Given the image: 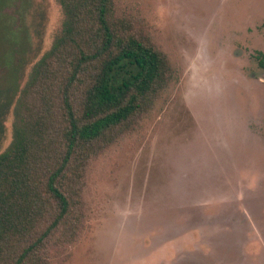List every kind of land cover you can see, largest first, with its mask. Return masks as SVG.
Returning a JSON list of instances; mask_svg holds the SVG:
<instances>
[{"label":"rangeland","instance_id":"374dc122","mask_svg":"<svg viewBox=\"0 0 264 264\" xmlns=\"http://www.w3.org/2000/svg\"><path fill=\"white\" fill-rule=\"evenodd\" d=\"M114 11L175 79L67 190L50 264H264V0H114ZM63 21L57 0H0V153Z\"/></svg>","mask_w":264,"mask_h":264},{"label":"trees","instance_id":"16d2710c","mask_svg":"<svg viewBox=\"0 0 264 264\" xmlns=\"http://www.w3.org/2000/svg\"><path fill=\"white\" fill-rule=\"evenodd\" d=\"M57 1L62 28L20 91L13 139L0 153V264H50L47 243L69 214L67 190L99 143L175 79L168 55L116 17L114 0ZM256 60L264 68V52Z\"/></svg>","mask_w":264,"mask_h":264}]
</instances>
